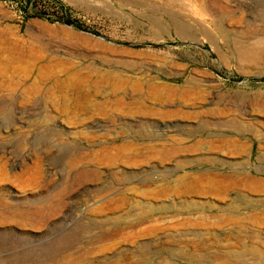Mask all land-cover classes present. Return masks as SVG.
Returning <instances> with one entry per match:
<instances>
[{
	"label": "rangeland",
	"instance_id": "rangeland-1",
	"mask_svg": "<svg viewBox=\"0 0 264 264\" xmlns=\"http://www.w3.org/2000/svg\"><path fill=\"white\" fill-rule=\"evenodd\" d=\"M73 250L264 264V0H0V264Z\"/></svg>",
	"mask_w": 264,
	"mask_h": 264
},
{
	"label": "bare ground",
	"instance_id": "bare-ground-1",
	"mask_svg": "<svg viewBox=\"0 0 264 264\" xmlns=\"http://www.w3.org/2000/svg\"><path fill=\"white\" fill-rule=\"evenodd\" d=\"M243 56L245 57V55ZM79 254H81L79 250L65 251L58 254L56 258L52 259L50 262H41L39 264H77V255Z\"/></svg>",
	"mask_w": 264,
	"mask_h": 264
}]
</instances>
